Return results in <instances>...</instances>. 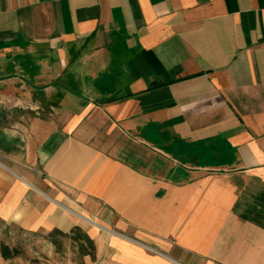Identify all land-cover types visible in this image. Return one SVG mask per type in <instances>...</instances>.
<instances>
[{"label":"crops","instance_id":"1","mask_svg":"<svg viewBox=\"0 0 264 264\" xmlns=\"http://www.w3.org/2000/svg\"><path fill=\"white\" fill-rule=\"evenodd\" d=\"M0 218L264 264V0H0Z\"/></svg>","mask_w":264,"mask_h":264},{"label":"rangeland","instance_id":"2","mask_svg":"<svg viewBox=\"0 0 264 264\" xmlns=\"http://www.w3.org/2000/svg\"><path fill=\"white\" fill-rule=\"evenodd\" d=\"M7 243L19 246L23 253L11 259H5L0 251V264H112L111 256L107 255L96 261L90 256H82L76 247L66 241L64 253H57L54 245L51 247L46 234L29 232L18 228L0 218V246Z\"/></svg>","mask_w":264,"mask_h":264},{"label":"trees","instance_id":"3","mask_svg":"<svg viewBox=\"0 0 264 264\" xmlns=\"http://www.w3.org/2000/svg\"><path fill=\"white\" fill-rule=\"evenodd\" d=\"M48 239L55 247L57 253H64L66 241H70L82 256H90L92 261L97 260V245L91 235L81 226L75 225L70 231L65 232L58 228H53L46 234ZM0 251L5 259H11L23 253L19 246H10L2 243ZM82 264H85L82 262Z\"/></svg>","mask_w":264,"mask_h":264}]
</instances>
